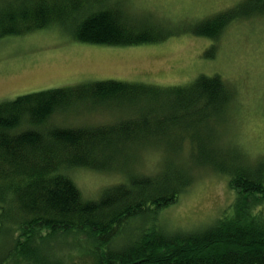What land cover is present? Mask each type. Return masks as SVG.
<instances>
[{"label":"trees","instance_id":"16d2710c","mask_svg":"<svg viewBox=\"0 0 264 264\" xmlns=\"http://www.w3.org/2000/svg\"><path fill=\"white\" fill-rule=\"evenodd\" d=\"M91 1L0 0V40L52 27L105 46L158 44L173 36L146 13ZM263 14L264 0H243L192 31L215 42L236 20ZM231 100L221 76L202 74L186 86L110 79L1 101L0 264H67L70 256L82 264H264V163L221 167L204 147L203 132ZM85 108H117L122 116L101 124L52 122ZM164 140L175 145L161 151L159 171L133 172L144 148ZM206 165L229 177L236 193L230 212L204 228L166 231L157 214ZM74 168L119 169L126 179L87 200L68 174Z\"/></svg>","mask_w":264,"mask_h":264},{"label":"rangeland","instance_id":"374dc122","mask_svg":"<svg viewBox=\"0 0 264 264\" xmlns=\"http://www.w3.org/2000/svg\"><path fill=\"white\" fill-rule=\"evenodd\" d=\"M241 1L107 0L122 3L133 14L146 13L166 24L173 36L158 44H88L74 40L60 27L2 39L0 102L41 90L110 79L167 88L186 86L202 74L219 75L231 88L232 100L220 118L203 132L205 151L221 167L232 168L237 162L264 163V14L236 20L215 42L192 31L202 20ZM116 109L85 108L70 113L67 120L64 115L52 122L107 123L122 116L115 115ZM174 145L164 140L161 147H145L142 158L133 164V172L157 173L162 166V152ZM187 162L195 163L194 159ZM216 169L211 165L195 169L193 181L179 199L157 214L166 231L204 228L230 212L236 193L229 185V177ZM68 174L87 200L98 199L105 189L126 179V173L119 169L74 168ZM71 261L82 264L75 256H70L67 264Z\"/></svg>","mask_w":264,"mask_h":264}]
</instances>
